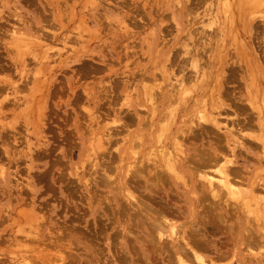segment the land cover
Wrapping results in <instances>:
<instances>
[{"label": "rangeland", "instance_id": "rangeland-1", "mask_svg": "<svg viewBox=\"0 0 264 264\" xmlns=\"http://www.w3.org/2000/svg\"><path fill=\"white\" fill-rule=\"evenodd\" d=\"M0 17V264H174L175 252L167 249L173 240L153 241L146 224L159 208L169 210L163 212L167 224L205 244L199 251L206 262L264 264V0H0ZM194 57L204 63L197 76ZM181 74L189 89L182 100L155 101ZM159 149L174 152L180 163L187 159L189 166L179 169L193 177L188 192L162 167H151L152 158L159 163ZM225 157L235 171L230 181L243 194L215 206L209 195L199 197L206 184L197 175L217 177ZM201 158L207 165L195 169ZM126 164L142 176L124 177ZM155 170L162 176L150 193L159 198L146 189ZM125 185L137 191L133 206L123 197ZM192 197L203 200L190 206ZM213 211L221 222L213 221ZM249 232L256 242L247 252Z\"/></svg>", "mask_w": 264, "mask_h": 264}, {"label": "bare ground", "instance_id": "bare-ground-1", "mask_svg": "<svg viewBox=\"0 0 264 264\" xmlns=\"http://www.w3.org/2000/svg\"><path fill=\"white\" fill-rule=\"evenodd\" d=\"M47 1V0H46ZM197 1V0H196ZM199 1V0H198ZM202 1V0H201ZM13 2V1H12ZM44 2V1H43ZM42 2V3H43ZM59 2V1H58ZM16 3V2H15ZM46 3V2H45ZM198 3H200V2H198ZM33 4V3H32ZM194 4H195V2H194ZM36 5H38V4H36ZM55 5V4H54ZM198 5V4H197ZM38 7V6H37ZM57 7H58V5H57ZM193 7H195V6H193ZM38 9V8H37ZM47 9V8H46ZM191 9V8H190ZM38 10H40L41 11V9H38ZM56 10V9H55ZM248 10V9H247ZM246 10V11H247ZM39 11V12H40ZM248 12L249 11H247V14H248ZM49 13V12H48ZM240 14H243V13H240ZM247 14H246V17H247ZM212 16V15H211ZM8 17V16H7ZM137 17V16H136ZM1 18V17H0ZM6 18V17H5ZM140 18H141V16H140ZM2 19V18H1ZM56 19V18H55ZM44 20V19H43ZM5 21V20H4ZM132 21V20H131ZM138 22V21H137ZM7 24H9L8 23V21L6 22ZM1 24V23H0ZM30 24V23H29ZM44 24V23H43ZM42 24V25H43ZM47 24V23H46ZM124 24L125 23H123L122 25L124 26ZM2 25H4V24H2ZM45 25V24H44ZM135 25V24H134ZM6 26V25H5ZM136 26V25H135ZM14 27V26H13ZM1 28V27H0ZM3 28H5V27H3ZM40 28V27H39ZM47 28V27H46ZM45 28V29H46ZM121 29V28H120ZM163 29V28H162ZM1 30H3V29H1ZM6 30V29H5ZM11 30H13L12 28L10 29V31ZM167 30V29H166ZM214 30V29H213ZM4 31V30H3ZM48 31V30H47ZM8 32H9V30H8ZM13 32V31H12ZM12 32H9L10 34L12 33ZM126 32H129V31H127L126 30ZM164 32H166V31H164ZM214 32V31H213ZM212 32V33H213ZM52 33V32H51ZM124 33V32H123ZM167 33V32H166ZM170 33V32H169ZM204 33H206V32H204ZM19 34H20V32H19ZM23 34V33H22ZM164 34V33H163ZM12 35V34H11ZM14 35H15V33H14ZM17 35H18V33H17ZM43 35V34H42ZM52 35V34H51ZM162 35V34H161ZM192 35V34H191ZM56 36V35H55ZM189 36V35H188ZM203 36H204V34H203ZM44 37V36H43ZM163 37V36H162ZM40 40V39H39ZM159 42V41H158ZM183 42V41H182ZM204 45H205V43H203ZM202 44V45H203ZM7 45V44H6ZM187 45V44H186ZM185 45V46H186ZM200 45V44H199ZM197 46V45H196ZM205 47V46H204ZM122 48V47H121ZM128 48V47H127ZM185 48V47H184ZM206 48V47H205ZM207 49V48H206ZM185 50V49H184ZM196 50V49H195ZM202 50V49H201ZM189 51V50H188ZM186 52V50L184 51V53H188V55L190 56L189 58H191V56H192V54H191V51H193L192 49L189 51V52ZM199 51V50H198ZM207 51V50H206ZM178 52H179V49H178ZM230 52V51H229ZM235 52V51H234ZM263 52V51H262ZM128 53V52H127ZM195 53V52H194ZM199 53H201L200 51H199ZM129 54V53H128ZM176 54V53H175ZM196 54H198V52H196ZM196 54L194 55V56H196ZM235 54V53H234ZM260 54H262V53H260ZM185 55V54H184ZM198 55H200V54H198ZM237 55V54H236ZM239 55V54H238ZM172 56V55H171ZM202 56V55H201ZM205 56V55H204ZM186 57V56H185ZM193 57V56H192ZM176 58V57H175ZM196 58H197V56H196ZM195 57H194V59L191 61L190 59H189V61H191V64H192V66L191 67H193L195 70L193 71V72H195V74H192L193 76H197V74H199L200 73V70H199V65H201L200 64V61H198V59H199V57H198V59H196ZM36 59V58H35ZM184 58H182V60H183ZM188 59V58H187ZM200 59H201V57H200ZM176 60V59H175ZM186 60V59H185ZM172 61H174V60H172ZM233 61V60H232ZM180 62V61H179ZM184 63V62H183ZM187 63V62H186ZM83 64V63H82ZM204 64V63H203ZM202 64V65H203ZM98 65V64H97ZM185 65V64H184ZM95 66V65H94ZM178 66V65H177ZM98 68H99V66H97ZM187 67V66H186ZM91 68V67H90ZM102 68V67H101ZM100 68V69H101ZM179 68V67H178ZM182 68V70L185 68V67H181ZM233 68V67H232ZM96 69V68H95ZM103 69V68H102ZM186 69V68H185ZM246 69V68H245ZM248 69V68H247ZM253 69V68H252ZM86 70V69H85ZM89 70V69H88ZM181 70V69H180ZM233 70V69H232ZM82 71V70H81ZM95 71V70H94ZM187 71V70H186ZM234 71V70H233ZM246 71V70H245ZM250 71V70H249ZM80 72V71H79ZM98 72H99V70H98ZM153 72V71H152ZM179 72V71H178ZM186 73V72H185ZM231 73V72H230ZM247 73H248V71H247ZM251 72H249V74H250ZM253 73V72H252ZM154 74H156V72H154ZM236 74V73H235ZM248 74V75H249ZM177 75V74H176ZM182 76H183V74H181ZM189 75V74H188ZM187 75V76H188ZM232 75V74H231ZM251 75V74H250ZM249 75V76H250ZM33 76V75H32ZM125 76V75H124ZM159 76V75H158ZM173 76V75H172ZM171 76V77H172ZM185 76H186V74H185ZM146 77V76H145ZM188 77H190V76H188ZM192 77V76H191ZM190 77V78H191ZM134 78V77H133ZM158 78V77H157ZM160 78V77H159ZM173 78V77H172ZM179 78H181V76L179 77ZM178 78V79H179ZM187 78V77H186ZM195 78V77H194ZM250 78H251V76H250ZM145 79V78H144ZM147 79V78H146ZM149 79V78H148ZM129 80H132V78L131 79H129ZM176 80V78H175V76H174V79H173V81H175ZM184 80H185V77L183 76V78H181L180 80H176L175 82H176V84L175 83H170L171 84V86L168 88V89H164V91H160L159 92V94H157L158 96H155L156 98V100L155 101H157V102H168V101H170V102H172L171 100L173 99L174 100V98L175 99H177V100H182V93L184 92V93H186L189 89H188V87L186 86V85H184V83L186 82V80H185V82H184ZM188 80H189V78H188ZM187 80V81H188ZM193 80V79H192ZM128 81V80H127ZM155 81V80H154ZM165 81V80H164ZM172 81V80H171ZM247 81H249V80H247ZM252 81H253V79H252ZM221 82V81H220ZM245 83V82H244ZM251 83V82H250ZM186 84V83H185ZM239 84V83H238ZM241 84V83H240ZM264 84V83H263ZM118 85V84H117ZM120 85V84H119ZM145 85V84H144ZM188 85H190L189 83H188ZM251 85V84H250ZM256 85V84H255ZM169 86V85H168ZM187 87V90H186V87ZM253 86H254V84H253ZM252 85L250 86V87H253ZM12 87V86H11ZM144 87V86H143ZM245 87V86H244ZM246 87L248 88V86L246 85ZM119 88V87H118ZM128 88V87H127ZM26 89V88H25ZM143 89H145V88H143ZM151 90V89H150ZM242 90V89H241ZM257 90V89H256ZM145 91H147V90H145ZM230 91V90H229ZM247 91V90H246ZM245 91V92H246ZM51 92V91H50ZM127 92V91H126ZM156 92V91H155ZM146 92H144L143 93V95L145 94ZM148 93L149 92H147V95H148ZM183 93V95H185ZM251 92H249V95H248V97H249V99H247V101L249 102V106L251 105V108L253 107L252 106V100H251V98H252V95L250 94ZM126 94V93H125ZM228 94V93H227ZM226 94V95H227ZM247 94V93H246ZM264 94V93H263ZM149 95H150V93H149ZM151 95H152V93H151ZM155 95V94H154ZM229 95V94H228ZM236 96V95H235ZM117 97V96H116ZM145 97V96H144ZM150 97H152V96H150ZM150 97H148L149 98V100H151V98ZM227 97V96H226ZM147 98V97H146ZM153 98V97H152ZM229 98V97H228ZM237 98V97H236ZM262 98V97H261ZM15 99V98H14ZM118 99V98H117ZM223 99V98H222ZM19 100V99H18ZM147 100V99H146ZM229 100V99H228ZM251 100V101H250ZM153 101H154V98H153ZM235 101H237V100H235ZM24 102V101H23ZM152 102V101H151ZM30 103V102H29ZM181 103V102H180ZM246 103V102H245ZM115 104V103H114ZM152 104V103H151ZM151 104H149V106H151ZM154 104V103H153ZM152 104V105H153ZM159 104V103H158ZM165 104V103H164ZM167 104V103H166ZM169 104V103H168ZM179 104V103H178ZM130 105V104H129ZM163 105V104H162ZM240 105V104H239ZM237 106V105H236ZM235 106V107H236ZM242 107V106H241ZM101 108V107H100ZM165 108V107H164ZM262 108H263V106H262ZM150 109L152 110V113L154 114V112L157 110V108H155V107H153V106H151L150 107ZM88 110V109H87ZM87 110H86V112H87ZM109 110V109H108ZM126 110V109H125ZM137 110V109H136ZM253 110H254V108H253ZM264 110V109H263ZM172 111V110H171ZM174 111H175V109H174ZM245 111V110H244ZM81 112V111H80ZM140 112V111H139ZM138 112V113H139ZM150 111L148 110V113H149ZM170 112V111H169ZM173 112V111H172ZM129 113V112H128ZM136 113V112H135ZM151 113V112H150ZM150 113L148 114V118H151V116H150ZM41 114V113H40ZM137 114V113H136ZM147 114V113H146ZM145 114V115H146ZM130 115H132V114H130ZM152 115V114H151ZM200 115V114H199ZM198 115V116H199ZM202 115V114H201ZM150 116V117H149ZM207 116V115H206ZM132 117V116H131ZM135 117V116H134ZM205 116H204V114L202 115V116H200V118L201 119H203L204 121L206 120V121H208L207 120V118H204ZM243 117V116H242ZM168 118V117H167ZM130 119V118H129ZM145 119V118H144ZM165 119V118H164ZM239 119H240V116H239ZM244 120V119H243ZM242 120V121H243ZM203 121V122H204ZM246 121H247V119H246ZM129 122V121H128ZM131 122H133V121H131ZM158 122V121H157ZM238 122V121H237ZM84 123V122H83ZM143 123V122H142ZM246 123V122H245ZM125 124V123H124ZM248 124V123H247ZM82 125V124H81ZM144 125V124H143ZM158 125H159V123H158ZM198 125H200V126H203V124H201V123H199ZM207 125V124H206ZM78 126H79V124H78ZM83 126V125H82ZM242 126H243V124H242ZM247 126V125H246ZM160 127V126H159ZM168 127V126H167ZM167 127H166V129H167ZM109 128V127H108ZM113 128V127H112ZM116 128V127H115ZM165 127H162L161 129H162V131H163V129H164ZM203 128V127H202ZM117 129V128H116ZM116 129H115V131H116ZM189 129V128H188ZM89 130V129H88ZM118 130V129H117ZM183 130V129H182ZM87 131V130H86ZM216 131H218V130H216ZM180 132H181V129H180ZM190 132V131H189ZM111 133V132H110ZM110 133H109V135H110ZM201 133V132H200ZM107 134V133H106ZM203 134V133H202ZM100 135V134H99ZM108 135V134H107ZM106 135V136H107ZM112 135H113V133H112ZM115 135V134H114ZM160 135V134H159ZM179 135V134H178ZM228 134H226V136H227ZM106 136H104V137H106ZM174 136V135H173ZM180 136V135H179ZM100 137V136H99ZM112 137V136H111ZM115 137V136H114ZM135 137V136H134ZM158 137V136H157ZM182 137H185V136H182ZM101 138V137H100ZM99 138V139H100ZM106 138H110V136H107ZM137 138V137H136ZM138 138H139V136H138ZM177 138V137H176ZM219 138V137H218ZM98 139V140H99ZM104 139V138H103ZM108 139H104V140H108ZM113 139V138H112ZM133 139V138H132ZM135 139V138H134ZM133 139V140H134ZM178 139V138H177ZM177 139H175L177 142L179 141V139L177 140ZM139 140V139H138ZM137 139H136V141L134 140L133 142H137L138 141ZM157 140H159L158 138H157ZM185 140V139H184ZM114 141V140H113ZM117 141V140H116ZM115 141V142H116ZM181 141V140H180ZM237 141V140H236ZM236 141H235V143H236ZM100 142H102L101 140H100ZM109 142V141H108ZM118 142V141H117ZM174 142V141H173ZM172 142V143H173ZM99 143V142H98ZM106 143V142H105ZM180 143V142H179ZM178 143V144H179ZM27 144V143H26ZM96 144H97V142H96ZM95 144V145H96ZM116 144V143H115ZM118 144V143H117ZM175 145H177L179 148L182 146L181 145V143L178 145V144H176V143H174ZM101 145H103V143L101 144L100 143V145L99 146H101ZM175 145H174V149H173V151L175 150V148L177 147H175ZM181 145V146H180ZM254 145V144H253ZM262 145V144H261ZM99 146H97L98 148H99ZM132 146V145H131ZM130 146V147H131ZM138 146L140 147V145L138 144ZM103 147V146H102ZM133 148H137V146L135 145V147L134 146H132ZM131 147V148H132ZM217 147V146H216ZM101 148V147H100ZM99 148V149H100ZM111 148H113V147H111ZM133 148H132V150H133ZM173 148V147H172ZM176 149L177 150V152H179V150H180V152H184L182 149ZM95 149H97V148H95ZM130 149V148H129ZM163 149V148H162ZM223 149V148H222ZM164 150V149H163ZM175 150V151H176ZM113 151V150H112ZM131 150H128V152L129 153H132V151L130 152ZM135 151V150H134ZM152 151H154V150H152ZM151 151V152H152ZM168 151V150H167ZM167 151H162L163 152V154H162V156H160V159L158 160L159 161V163L157 164V159H155V158H152L151 160H152V162H153V164H148V165H150L152 168L154 167V169L157 167L159 170H161V168H159V167H162L163 168V171L165 172V174H166V176H172L176 181H178V182H175V184H176V186L177 187H179V185L180 184H182L183 185V187H185L184 189H185V191L186 192H188V190L189 189H191L192 188V185L194 186V184H192V182L194 183V181H193V177L191 178V177H187L186 178V176H185V174L184 173H181L180 172V169H179V167L180 168H186V167H188L189 166V163L188 164H186L187 162L185 161V157L184 158H182V159H180L181 160V163L179 162V160H178V158H181V157H178V156H174V155H172L173 153L172 152H170L169 153V151L167 152ZM88 152H89V150H88ZM155 152V151H154ZM153 152V155L152 156H155V153ZM157 152H158V150H157ZM159 152H161L160 151V149H159ZM161 152V153H162ZM166 152V153H165ZM261 152V151H260ZM264 152V151H263ZM103 153V152H102ZM115 154V153H114ZM114 154H112L113 156H114ZM135 155H136V152L134 153ZM158 154V153H157ZM199 154V153H198ZM222 154V153H221ZM25 155V154H24ZM111 155V156H112ZM133 155V154H132ZM150 154H148V156H149ZM178 155V154H177ZM213 155H215V154H213ZM87 156V155H86ZM152 156H149V157H152ZM199 156H200V154H199ZM202 156V155H201ZM200 156V157H201ZM84 157V156H83ZM137 157V156H136ZM140 157V156H139ZM146 157V156H145ZM149 157H147L146 158V160L147 159H149ZM175 157H177V158H175ZM199 157V158H200ZM213 157V156H212ZM215 157V156H214ZM103 158H105V157H103ZM218 158V157H217ZM260 158V157H259ZM106 159V158H105ZM133 159V158H132ZM139 159V158H138ZM138 159H136V161L137 162H139L138 161ZM210 159V157L208 158V160ZM225 159L226 160H224L223 161V165H220V166H218L217 168H215V171L217 172V173H215V174H217V177H214L213 175H209V174H204V173H201L202 171H200V170H198V171H200V173L197 175V176H199L201 179L203 178V181L205 180V186L204 187H202L201 188V190H199V189H197V186H199V185H196L197 183H195V187H196V190L198 191H201L202 192V197L201 196H199L201 193H199L198 194V196L200 197V198H203V196L204 197H206V198H208V195H209V198H208V201H210L209 203H215V206L217 205V203H221L222 201V198L224 199V197H225V201H226V199H229V198H234V199H236V197H238V195H242L243 193H242V191L243 190H241V189H237L236 187H235V185L233 184V183H235V182H233L232 180V182L230 181V175H234L235 174V171H232V174H231V169H229L228 170V167H227V165L229 164V161L227 160V158L225 157ZM261 159V158H260ZM264 159V158H263ZM36 160V159H35ZM104 160V159H103ZM109 160V159H108ZM112 160V159H111ZM151 160H150V162H151ZM187 160V159H186ZM206 159L204 158V160L201 158V159H199L198 161H196V166L194 167L195 169L196 168H199V166L200 165H204V163L206 162L207 163V160L205 161ZM217 160V159H216ZM216 160H215V162H216ZM133 161H134V159H133ZM136 161H134L133 163H137ZM192 161H193V159H192ZM195 161V160H194ZM193 161V162H194ZM204 161V162H203ZM232 161V160H231ZM14 162V161H13ZM105 162V161H104ZM107 162V161H106ZM147 162V161H146ZM149 162V163H150ZM219 162V161H218ZM132 163V164H133ZM205 163V164H206ZM102 164V163H101ZM108 164V163H107ZM128 164V163H127ZM126 164V165H127ZM144 164V163H143ZM212 164H216V163H212ZM4 165V164H3ZM109 165V164H108ZM135 165V164H134ZM140 165V164H139ZM146 165V164H145ZM207 165V164H206ZM144 166V165H143ZM156 166V167H155ZM201 166V167H202ZM108 167V166H107ZM112 167V166H111ZM135 167H136V165H135ZM75 168V167H74ZM134 168V167H133ZM132 167H131V164H129V165H127L126 166V169H125V173H124V177H126L125 175H128V178L130 179V180H133L135 177H137L138 178V176L140 177V175L142 176V174H141V172L140 171H138V169H136L135 171H133L134 169H133ZM156 168V169H157ZM205 167H202L201 169L203 170ZM236 168V167H235ZM99 169V168H98ZM101 169H102V167H101ZM107 169V168H106ZM154 169H153V171H154ZM238 169H239V167H238ZM110 170V169H109ZM111 170H113V168L111 169ZM144 170V169H143ZM205 170V169H204ZM240 170V169H239ZM239 170H238V172H239ZM120 171V170H119ZM156 171V170H155ZM100 172V171H99ZM112 172V171H111ZM164 172H163V174H164ZM195 172V171H194ZM204 172V171H203ZM233 172H234V174H233ZM241 172V171H240ZM239 172V173H240ZM243 172V171H242ZM98 173V172H97ZM153 173H155V178H152L150 181H149V183L147 184L148 186H149V188H146V189H148V193H150V192H153V194H154V191H152V190H154L153 188H154V184H158V183H155V181H156V179H158V178H160V176H162V172L161 171H156V172H153ZM153 173H151L152 175H153ZM192 173V172H191ZM245 173V172H244ZM98 174H100V173H98ZM97 174V175H98ZM112 174V173H111ZM147 174V173H146ZM202 174V175H201ZM204 174V175H203ZM108 175V174H107ZM103 176H105V175H103ZM109 176V175H108ZM154 176V175H153ZM185 176V177H184ZM238 176V175H237ZM106 177V176H105ZM150 177V176H149ZM199 177L197 178V179H199ZM234 176H232V178H233ZM86 178V177H85ZM101 178H102V176H101ZM109 178H110V176H109ZM108 178V179H109ZM128 178L127 179H123L124 180V182H125V184L127 183V182H129L130 180H128ZM151 178V177H150ZM171 177H169V179H170ZM239 178V177H238ZM107 179V180H108ZM147 179V178H146ZM155 179V180H154ZM172 179V178H171ZM173 179V180H174ZM200 179V180H201ZM234 179V178H233ZM236 179V178H235ZM234 179V180H235ZM71 180V179H70ZM77 180V179H76ZM101 180V179H100ZM105 180H106V178H103V182H105ZM126 180H128V181H126ZM135 180H137V179H135ZM147 180H149V179H147ZM237 180V179H236ZM240 180H242V179H240ZM72 181V180H71ZM98 181H99V179H98ZM98 181H96V182H98ZM110 181V180H109ZM112 181V180H111ZM137 181H139V180H137ZM143 181V180H142ZM142 181H141V183H142ZM159 181V180H158ZM192 181V182H191ZM83 182V181H82ZM108 182V181H107ZM124 182H123V186H124ZM168 182V181H167ZM240 182V181H239ZM68 183H69V181H68ZM88 183V182H87ZM106 183V182H105ZM162 183H164V182H162ZM237 183H238V181H237ZM242 183V182H241ZM76 184V183H75ZM86 184V183H85ZM199 184V183H198ZM236 184V183H235ZM71 185V184H70ZM146 185V187H148ZM67 186V185H66ZM87 186V185H86ZM116 186V185H115ZM121 186V185H120ZM138 186H142V185H138ZM138 186H136V187H138ZM159 186V185H158ZM165 186V185H164ZM90 187V186H89ZM119 187V186H118ZM125 187H127L126 185H125ZM135 187V186H134ZM135 187V189H142V188H136ZM167 187V186H166ZM168 188V187H167ZM123 190H125V195H123V192H122V195H123V197H125V200H126V203L128 204V203H132V202H135L136 203V201H135V199H136V196L135 195H133V193L135 192V190H134V192L132 193V191L131 190H129V188L127 187V189H125V188H122ZM134 188H132V190H133ZM117 191H118V189H116ZM121 190V189H120ZM143 190V189H142ZM142 190H140V195H142V196H144L143 194H145V193H143L142 194ZM159 190H161V189H159ZM170 190H171V188H170ZM195 190V189H194ZM147 191V190H146ZM155 191H157V190H155ZM119 192V191H118ZM137 192V191H136ZM135 192V193H136ZM196 192V191H195ZM205 192V193H204ZM249 192H251V190H249V191H247L246 193H248L249 195H252V194H250ZM96 193V192H95ZM116 193V192H115ZM134 193V194H135ZM139 193V192H138ZM252 193V192H251ZM86 194H88V193H86ZM119 194H120V192H119ZM153 194H151L150 193V196H155L157 193H155V195H153ZM159 194V193H158ZM245 194V193H244ZM89 195V194H88ZM137 195H139V194H137ZM139 195V196H140ZM254 195V194H253ZM72 196V195H71ZM119 196V195H118ZM141 196V197H142ZM149 196V197H150ZM159 195H157V196H155V197H158ZM183 196H184V194H183ZM190 196V195H189ZM194 196H197V195H195L194 194ZM236 196V197H235ZM161 197H162V195H161ZM160 197V198H161ZM169 197V196H168ZM182 197V196H181ZM185 197V196H184ZM116 199H117V196L115 197ZM121 198V197H120ZM119 198V199H120ZM143 198V197H142ZM148 198V197H147ZM153 198V200H154V197H152ZM152 198H150V199H148V202L149 203H154V201L152 200ZM159 198V197H158ZM206 198L204 199V200H206ZM110 199V198H109ZM137 199H139V198H137ZM136 199V200H137ZM143 199H145V198H143ZM156 199V198H155ZM198 199V200H197ZM233 199V200H234ZM250 199V198H249ZM252 199V198H251ZM94 200V199H93ZM118 200V199H117ZM122 200V199H121ZM133 200V201H132ZM199 200L202 202V200L201 199H199V198H197V197H192V198H187L186 199V203H191L190 204V206H193L192 205V203H196V204H198L197 202H199ZM213 200V202H211ZM232 200V199H231ZM253 200L254 199H252V203H257V200H254V202H253ZM119 201V200H118ZM138 201V200H137ZM156 201L158 202V200L156 199ZM155 201V202H156ZM160 201H161V199H160ZM207 201V200H206ZM140 202H142V201H140ZM180 202V201H179ZM200 202V203H201ZM205 202V201H204ZM203 202V203H204ZM223 202H224V200H223ZM222 202V203H223ZM237 202V201H236ZM248 202V201H247ZM112 203V202H111ZM123 203H125V201H124V199H123ZM144 203H146V202H144ZM205 203H207V202H205ZM249 203V202H248ZM130 204H128V205H130ZM134 204V203H133ZM142 204V203H141ZM147 204V203H146ZM145 204V205H146ZM157 204V203H156ZM160 204V203H159ZM169 204V203H168ZM226 205H227V203H225ZM229 204V203H228ZM125 205V204H124ZM127 205V206H128ZM138 204H136L135 206H137ZM140 205V204H139ZM172 205V204H171ZM200 205V204H199ZM204 205V204H203ZM208 206H209V204H207ZM223 205V204H222ZM131 206H133L132 204H131ZM143 206V205H142ZM149 206V204H147L146 205V207H148ZM211 206V205H210ZM209 206V207H210ZM214 206V205H213ZM213 206H211V208H213ZM214 206V207H215ZM229 206V205H228ZM249 206V205H248ZM251 206V205H250ZM150 207V206H149ZM155 207V206H154ZM165 206H162V208L163 209H165L166 207H168V205L164 208ZM185 206H183V208H184ZM200 207V206H199ZM225 207V206H224ZM232 207V206H231ZM129 208V207H128ZM137 208V207H136ZM151 208V207H150ZM149 208V209H150ZM153 208V207H152ZM151 208V209H152ZM168 208H170L171 209V207H168ZM205 208V207H204ZM122 209V208H121ZM124 209V208H123ZM141 209V208H140ZM145 209H148V208H145ZM151 209H150V211H151ZM167 209V208H166ZM166 209L165 210H163L162 211V209H158V210H160L161 212H157L156 210H152V214H153V216H151V221H146V220H143V221H146L147 223V227L149 228V225H150V228H149V230H151V232L150 233H153V234H151L152 235V239H153V241H157V243L159 242V240L160 241H164V240H166V242L165 243H169V242H167V241H169L168 239H165V238H171L172 240H173V244L172 245H167L168 247H167V249L169 248V249H173V250H171V251H174L173 253L176 255V256H173V257H176V262H177V264H193L194 262V264H216L214 261H212V260H209L208 262H206V257H204L202 254H201V252L199 251L201 248L202 249H204V248H206L205 247V244H204V246L203 247H201V244L199 243V241H198V238H195V237H191V236H187V234L185 235L184 233H180V231H179V227L177 228L176 227V225H174V224H167V220H166V217L163 215V212H165L166 211ZM189 209V208H188ZM206 209V208H205ZM210 209V208H209ZM215 209V208H214ZM228 209H229V207H228ZM173 210V209H172ZM204 210V209H203ZM232 210V209H231ZM231 210H230V212H231ZM148 211V210H147ZM169 211V210H168ZM168 211H166V214L165 215H168L167 214V212ZM171 211V210H170ZM204 211H206V212H208L207 210H204ZM204 211H202V212H204ZM219 211V210H218ZM125 212V211H124ZM128 212V211H127ZM140 212V211H139ZM212 211L210 210V214H212L211 213ZM213 212H215V211H213ZM221 212V211H220ZM251 212H252V210H251ZM143 213H147L145 210H143ZM183 216L186 214L185 213V211H183ZM193 213H194V210H193V208L192 207H190V210H189V216L190 215H193ZM196 213H197V211H196ZM215 213H217V215L215 216V215H212V216H214L213 217V221H215L214 219H216V222H221V217L220 216H218V212H215ZM222 213V212H221ZM133 214V213H132ZM144 214V215H145ZM150 214V212H148V214L147 215H149ZM133 215H135V214H133ZM143 215V214H142ZM147 215H145V217L144 218H146V216ZM200 215V214H199ZM219 215H220V213H219ZM186 216V215H185ZM184 216V217H185ZM194 216V215H193ZM125 217V216H124ZM143 217V216H142ZM182 217V216H181ZM200 217V216H199ZM207 217V219H206V221L204 222V219L202 218V216H201V221L203 220V224H209V225H213V226H215L214 225V222L209 218V216H206ZM211 217V216H210ZM122 218V217H121ZM208 218L210 219V220H208ZM212 218V217H211ZM231 218V217H230ZM147 219V218H146ZM29 221H31V220H29ZM28 221V222H29ZM183 221H185V220H183ZM191 220H189V222H190ZM197 221V220H196ZM199 221V220H198ZM247 221V220H246ZM134 222V221H133ZM150 222V224H148ZM172 222V221H171ZM30 224L32 223V222H29ZM28 223V224H29ZM139 223V222H138ZM137 223V224H138ZM187 223V222H186ZM191 223V222H190ZM202 223V222H201ZM134 224V223H133ZM183 224V223H182ZM181 224V225H182ZM189 224V223H188ZM192 224V226L194 227L195 226V224L194 223H191ZM35 225H37V224H35ZM178 225V224H177ZM202 225V224H201ZM208 225V226H209ZM141 226V225H140ZM183 226H184V224H183ZM186 226V225H185ZM205 226V228H206V225H204ZM212 226V227H213ZM246 226V225H245ZM32 227H33V225H32ZM37 227V226H36ZM211 227V228H212ZM218 227V226H217ZM228 227H230V226H228ZM232 227V226H231ZM234 227V226H233ZM204 228V227H203ZM202 228V229H203ZM210 228V229H211ZM214 228V227H213ZM248 228V227H247ZM37 229V228H36ZM197 229H201L200 227L199 228H197ZM208 229V228H207ZM28 230V229H27ZM30 230V229H29ZM128 230V229H127ZM126 230V231H127ZM188 230H189V228H188ZM190 230H192L191 229V226H190ZM189 230V231H190ZM213 230V229H212ZM33 231V230H32ZM31 231V232H32ZM130 231V230H129ZM129 231H127V233L129 232ZM187 231V230H186ZM193 231H196V229L195 228H193ZM193 231H190L191 233L193 232ZM201 231V230H200ZM131 232H132V229H131ZM130 232V233H131ZM197 232V231H196ZM196 232H193V233H196ZM202 232V231H201ZM200 232V233H201ZM260 232V231H259ZM188 233V232H187ZM192 233V234H193ZM198 233H199V230H198ZM211 234H212V232H210ZM184 234V235H183ZM202 234V233H201ZM200 234V235H201ZM259 234V233H258ZM188 235H189V233H188ZM195 235H197V234H195ZM245 235V234H244ZM260 235H262L261 233H260ZM187 236V238H185ZM205 236V235H204ZM230 236V235H229ZM31 237H33V236H31ZM137 237V236H136ZM191 237V238H190ZM198 237H200V236H198ZM201 237H202V235H201ZM231 237V236H230ZM253 236H251V232H249L245 237H243V239L244 240H246V243L244 242V245H245V247H246V245H247V248L245 249V251H247L248 252V250H252V246H253V244L255 245V242H256V239L254 240V238H252ZM263 237V236H262ZM25 238V237H24ZM57 238V237H56ZM64 238V237H63ZM190 238V239H189ZM204 238V237H203ZM61 239V238H60ZM65 239V238H64ZM157 239V240H156ZM258 239V238H257ZM31 240V239H30ZM127 240H128V238H127ZM149 240H151V239H149ZM201 240H203V239H201ZM206 240V239H205ZM210 240V239H209ZM208 240V241H209ZM233 240V239H232ZM59 241V240H58ZM153 241H151V243H153ZM183 242V243H182ZM205 242V241H204ZM243 242V241H242ZM241 242V243H242ZM259 242H262V239H261V241H259ZM165 243H163L162 242V244H165ZM240 243V244H241ZM253 243V244H252ZM207 244V243H206ZM230 244V243H229ZM243 244V243H242ZM260 244H262V243H260ZM152 245H154V244H152ZM161 245V244H160ZM250 245H252V246H250ZM256 245L257 246H259V244H257L256 243ZM47 246V245H46ZM158 246V245H157ZM156 246V247H157ZM171 248H170V247ZM35 247V246H34ZM164 247V246H163ZM186 247H188V248H186ZM234 247V246H233ZM244 247V248H245ZM36 248V247H35ZM150 248V247H149ZM148 248V249H149ZM165 248V247H164ZM164 248H162V250H164ZM259 248V247H258ZM58 249V248H57ZM156 249V248H155ZM166 249V250H167ZM188 249L190 250V253H189V251H188ZM201 249V250H202ZM248 249V250H247ZM254 249V248H253ZM256 249V248H255ZM153 250V249H152ZM159 250V249H158ZM206 250V249H205ZM208 250V249H207ZM243 250V249H242ZM171 251H170V253H171ZM210 251V250H209ZM161 252V251H160ZM167 253H169L168 251H166ZM166 253V254H167ZM169 253V254H170ZM225 252H223V254H224ZM252 253V252H251ZM221 254V253H220ZM171 255V254H170ZM217 255V254H216ZM222 255V254H221ZM221 255H219V256H221ZM49 256V255H48ZM55 256V255H54ZM163 256V255H162ZM219 256L217 257V258H219ZM115 258V257H114ZM169 258H171V257H169ZM211 257H209L208 259H210ZM243 258V257H242ZM241 258V259H242ZM252 258V257H251ZM112 259V258H111ZM253 259V258H252ZM27 260V259H26ZM51 260V259H50ZM55 260H56V258H55ZM127 260V259H126ZM166 260V259H165ZM168 260V259H167ZM244 261H246V260H244ZM25 262V261H24ZM26 262H28V260L26 261ZM30 262V261H29ZM52 262H53V260H52ZM175 262V263H176ZM219 262H221V261H219ZM174 263V264H175ZM218 263V262H217ZM30 264V263H29ZM60 264V263H59ZM224 264H226V263H224Z\"/></svg>", "mask_w": 264, "mask_h": 264}]
</instances>
